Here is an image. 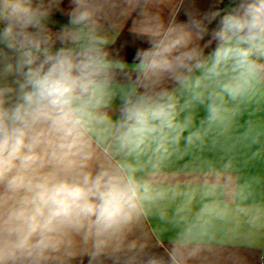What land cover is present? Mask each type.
Returning a JSON list of instances; mask_svg holds the SVG:
<instances>
[{
	"label": "crops",
	"instance_id": "obj_1",
	"mask_svg": "<svg viewBox=\"0 0 264 264\" xmlns=\"http://www.w3.org/2000/svg\"><path fill=\"white\" fill-rule=\"evenodd\" d=\"M221 1L80 0L79 10L89 11L92 19L77 33L69 23L75 0H21L42 17L39 30H27L41 48L77 54L81 44L98 41L95 47L109 65L111 92L100 112L113 123L131 89L147 88L149 94L166 90L174 96L175 119L184 126L124 152L117 150L110 126H95L88 136V170L129 164L138 179L151 185V196L102 252L96 254L91 241L72 236L68 239L74 242L39 264H90L93 255L92 264H149L152 259L157 264H264V76L257 68L241 79L243 92L232 99L222 84L239 74L227 71L203 79L211 57L205 68L194 69L172 88L177 80L165 76L154 83L156 77H146L141 67L140 54L151 47V37L142 34L145 29L159 31L155 39L169 29L173 35L190 32L188 48L199 51L209 17ZM9 3L0 0V34L9 26ZM18 31L14 26L15 40ZM62 35L67 37L63 42ZM73 35L79 43L72 41ZM19 55L0 40V100L5 106L15 103L16 81L22 80L16 71ZM254 59L264 70V57ZM197 77L202 78L199 89ZM210 104L219 107L214 121L209 120Z\"/></svg>",
	"mask_w": 264,
	"mask_h": 264
},
{
	"label": "clouds",
	"instance_id": "obj_2",
	"mask_svg": "<svg viewBox=\"0 0 264 264\" xmlns=\"http://www.w3.org/2000/svg\"><path fill=\"white\" fill-rule=\"evenodd\" d=\"M75 3L69 23L78 33L92 16L79 10L80 0ZM9 8V26L0 40L19 51L16 71L22 80L16 81L15 103L5 106L0 100V264H39L74 242L68 239L72 236L91 241L98 254L132 221L152 188L129 164L88 170L89 133L97 125L110 126L117 150L124 152L166 131H183L175 119L176 100L166 90L149 94L147 88H133L113 123L100 112L111 92L109 65L95 47L98 41L81 44L77 54L64 48L53 53L27 31L40 29L37 11L21 0H10ZM219 15L214 12L211 18ZM14 26L18 40L13 38ZM172 33L169 29L160 39L154 38L159 31L142 33L151 37V47L140 54L141 67L146 77H156L154 83L165 76L181 81L183 73L206 66L200 52L188 48L190 32ZM212 37L217 47L203 79L238 73V79L222 84L223 92L236 99L243 92L241 79L258 68L254 57H264V0H239L220 17ZM66 38L60 37L62 42ZM71 39L79 43L78 35ZM194 84L199 89L202 78ZM218 116L219 107L210 104L209 120ZM173 140L178 142L179 135ZM93 259L95 255L90 264Z\"/></svg>",
	"mask_w": 264,
	"mask_h": 264
},
{
	"label": "trees",
	"instance_id": "obj_3",
	"mask_svg": "<svg viewBox=\"0 0 264 264\" xmlns=\"http://www.w3.org/2000/svg\"><path fill=\"white\" fill-rule=\"evenodd\" d=\"M238 3H239V0H223L219 3L218 7L212 12V13L219 12L220 15L217 16L215 19H212L210 15L209 25L207 27L206 33L204 35V38H203V41H202V44L199 50L203 61L206 62L211 57L212 53L217 47V41L213 39L212 33L214 29H216L220 17L223 16L226 11L235 8ZM258 69H259V72L264 76V70L260 69L259 65H258ZM191 72L183 73L182 79H184ZM179 82L180 81H176L170 88H172Z\"/></svg>",
	"mask_w": 264,
	"mask_h": 264
}]
</instances>
